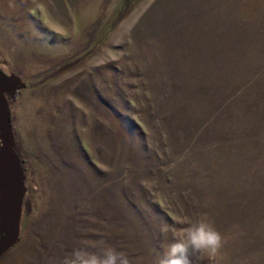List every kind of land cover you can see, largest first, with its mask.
<instances>
[{"label":"rangeland","instance_id":"1","mask_svg":"<svg viewBox=\"0 0 264 264\" xmlns=\"http://www.w3.org/2000/svg\"><path fill=\"white\" fill-rule=\"evenodd\" d=\"M0 72L24 184L0 264H160L201 218L202 264H264V0H0Z\"/></svg>","mask_w":264,"mask_h":264},{"label":"clouds","instance_id":"2","mask_svg":"<svg viewBox=\"0 0 264 264\" xmlns=\"http://www.w3.org/2000/svg\"><path fill=\"white\" fill-rule=\"evenodd\" d=\"M223 243L221 233L207 218H201L174 236L160 264H202L204 255L216 256ZM70 264H130V260L125 253L109 246L101 255L77 249Z\"/></svg>","mask_w":264,"mask_h":264},{"label":"flooded vegetation","instance_id":"3","mask_svg":"<svg viewBox=\"0 0 264 264\" xmlns=\"http://www.w3.org/2000/svg\"><path fill=\"white\" fill-rule=\"evenodd\" d=\"M0 148L2 149V152H4L5 154V156H1L0 158V241H1L3 238L8 236L9 233H11V229H12L13 209L9 201L13 199L14 194L17 193L18 190H21L23 195L24 184H23L22 172L20 169V162L17 161L14 157V154L16 153L13 144L12 143L10 144V139L2 131L0 132ZM22 197L23 196H21L20 198L18 219L20 215V205H21Z\"/></svg>","mask_w":264,"mask_h":264},{"label":"water","instance_id":"4","mask_svg":"<svg viewBox=\"0 0 264 264\" xmlns=\"http://www.w3.org/2000/svg\"><path fill=\"white\" fill-rule=\"evenodd\" d=\"M22 87L23 84L17 77L13 75H4L0 72V132L2 131L7 135L10 139V144H13V139L10 130L9 113L7 111V98L12 99L14 92ZM1 156H5V154L0 148V158ZM14 157L19 161L16 154H14ZM21 196L22 191L18 190L17 193L14 194L13 199L9 201L13 209V224L11 233L0 241V256L5 253L17 239L18 212Z\"/></svg>","mask_w":264,"mask_h":264}]
</instances>
